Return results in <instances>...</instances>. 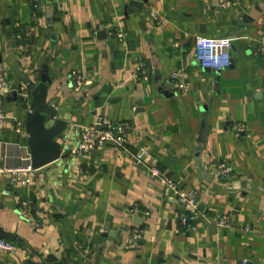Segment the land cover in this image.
Returning <instances> with one entry per match:
<instances>
[{
  "label": "crops",
  "instance_id": "1",
  "mask_svg": "<svg viewBox=\"0 0 264 264\" xmlns=\"http://www.w3.org/2000/svg\"><path fill=\"white\" fill-rule=\"evenodd\" d=\"M223 1L0 0V60L11 85L37 84L48 70L69 151L33 170L28 184L5 173L0 227L21 241L15 254L0 253V264H264V0ZM200 36L233 40L229 68L200 66ZM174 72L188 75L189 91L175 87ZM157 80L176 91L162 95ZM10 100L0 162L18 168L31 164L29 135L26 111L14 116ZM102 119L126 126L128 151L73 153ZM142 149L198 190L193 228L181 223L173 195L135 164L131 154ZM220 161L232 167L223 180L214 178ZM22 200L32 203L33 220L21 214Z\"/></svg>",
  "mask_w": 264,
  "mask_h": 264
},
{
  "label": "built area",
  "instance_id": "2",
  "mask_svg": "<svg viewBox=\"0 0 264 264\" xmlns=\"http://www.w3.org/2000/svg\"><path fill=\"white\" fill-rule=\"evenodd\" d=\"M223 6H229L230 1L224 0ZM122 38V34H119ZM258 53L264 59V30L260 36L258 43ZM233 40L228 37H207L200 36L196 41L195 58L201 67L206 69H213L215 71H222L227 69L232 64ZM172 81L175 87L182 92L190 90V82L188 75L185 72H174L172 74ZM74 84L77 88H81L85 84L83 76L77 74L74 77ZM13 92L11 88V81L7 75L5 67L0 60V137L4 128L7 114L5 111L6 97ZM25 98L30 100L31 92H25ZM98 127H92L83 134V140L78 149L73 153L78 155L88 154L97 147L106 145H114L123 151H128L126 148V126L124 124H117L112 126L105 120L99 122ZM242 130V128H239ZM150 152L142 149L138 152L132 153L131 156L135 164L147 169L151 178L156 179L162 184L176 199L181 206V223L185 228H193L198 219L199 210V192L196 189H187L186 187L177 183L166 171L161 169L154 162V158L148 160ZM32 165L29 164L24 167L8 168L0 162V188L6 172L14 175L15 180L23 184L31 182L30 174L33 172ZM232 172V167L225 161L218 162L214 170V178L223 180ZM20 212L29 220H33L32 203L29 200H22ZM219 226H227V220L221 219L217 222ZM134 237H138L135 232ZM17 251L16 243L9 239H0V253L13 255Z\"/></svg>",
  "mask_w": 264,
  "mask_h": 264
},
{
  "label": "water",
  "instance_id": "3",
  "mask_svg": "<svg viewBox=\"0 0 264 264\" xmlns=\"http://www.w3.org/2000/svg\"><path fill=\"white\" fill-rule=\"evenodd\" d=\"M99 37L106 38L107 34L99 30ZM51 79L48 70L45 69L40 74V81L35 84L32 80H24L23 85L12 84L11 100L14 103V116L19 109L26 111L23 128L29 135V147L31 154V165L34 170L41 169L52 162H55L69 151L63 148L60 138L63 137L68 128V122L57 119L58 112L52 102L49 101V86ZM155 86L158 92L169 97L173 95L176 88L171 83L162 84L157 80ZM31 92L30 100L25 98V92ZM208 133L203 128L198 142L201 145L207 144ZM136 222L143 220L134 216ZM0 239L21 241L17 235L3 230L0 227Z\"/></svg>",
  "mask_w": 264,
  "mask_h": 264
}]
</instances>
